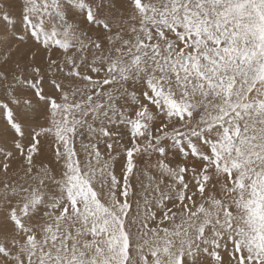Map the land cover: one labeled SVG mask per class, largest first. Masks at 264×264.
<instances>
[{"label": "snow or ice", "instance_id": "6c2138e0", "mask_svg": "<svg viewBox=\"0 0 264 264\" xmlns=\"http://www.w3.org/2000/svg\"><path fill=\"white\" fill-rule=\"evenodd\" d=\"M18 46L0 170L20 156L35 183L0 194L3 264H264V0H0L5 64ZM153 153L156 195L133 200Z\"/></svg>", "mask_w": 264, "mask_h": 264}, {"label": "rangeland", "instance_id": "374dc122", "mask_svg": "<svg viewBox=\"0 0 264 264\" xmlns=\"http://www.w3.org/2000/svg\"><path fill=\"white\" fill-rule=\"evenodd\" d=\"M15 14L19 15L18 10ZM89 35L95 38L97 36V33L93 31L90 32ZM27 51L28 49L24 46H18L16 49L11 50L8 56L7 64L4 63L3 57H0V72H8L9 74H11L14 71H19L21 69L27 68L30 63H32L31 61H28L24 58ZM32 51L36 52L35 63L40 64L42 67H46L48 54L43 50L38 51L35 47L32 48ZM53 58L57 59L58 61H62L63 54L59 51L54 50ZM88 58L89 60H91L92 50L88 51ZM17 64L20 65L19 69L16 68ZM42 123H47V121L42 120ZM0 128H2V125H0ZM81 139H83V142L85 144L89 143L86 130L83 132L82 136H77L75 141V146L79 153V157L81 161H84L86 159V156L84 150L81 148ZM116 139L119 140V143H116L114 141L113 154H115L116 152H121L120 159H123L122 145H127L129 143V140L127 137H124L123 139L117 137ZM43 143L44 153L40 159L45 161L53 159L54 145L52 147H49V140H45ZM100 151L102 153V157L106 159L108 156V149L104 146L103 143H101L100 145ZM168 159L173 162L175 161V157H173L171 153L169 154ZM136 160L138 167L136 176L138 177V179L134 178L132 180L135 192V195L132 197V199H143L144 196H148L149 198H151L152 196L156 195V193L154 192V188L156 183L161 179L159 172L156 170L159 156L158 154L153 153L150 155L139 156L136 158ZM9 163L10 167L8 168L6 173L3 170H0V194L3 193L6 185L15 186L17 189H19L21 187L28 188L30 185H33L35 183L31 176L26 175L25 165L22 163V157L17 156ZM56 174L57 178H59L61 174L59 169H57ZM116 174L118 176L121 175L119 162L116 165ZM163 179L164 183L160 185L162 189L165 188V185L169 183L166 177H164ZM51 188L55 190L54 185H51ZM97 188L99 189V185H97ZM33 223H35V221H33ZM133 231L135 232V228L133 229ZM0 264H3L2 260H0Z\"/></svg>", "mask_w": 264, "mask_h": 264}]
</instances>
